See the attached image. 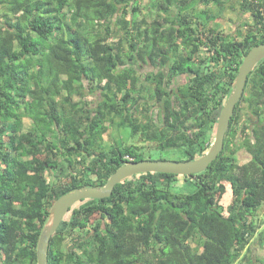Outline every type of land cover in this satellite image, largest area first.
<instances>
[{
	"label": "trees",
	"instance_id": "trees-1",
	"mask_svg": "<svg viewBox=\"0 0 264 264\" xmlns=\"http://www.w3.org/2000/svg\"><path fill=\"white\" fill-rule=\"evenodd\" d=\"M233 1L251 20L232 38L221 22ZM262 43L264 0H0V264H37L55 201L150 160L151 145L177 161L206 154ZM263 212L264 59L204 172L135 175L78 202L46 264H264L249 256Z\"/></svg>",
	"mask_w": 264,
	"mask_h": 264
},
{
	"label": "water",
	"instance_id": "water-1",
	"mask_svg": "<svg viewBox=\"0 0 264 264\" xmlns=\"http://www.w3.org/2000/svg\"><path fill=\"white\" fill-rule=\"evenodd\" d=\"M263 59L264 43L252 47L244 56L238 69L232 92L227 98L219 114L214 139L206 154L191 161H130L118 168L102 187L97 188L84 186L60 196L53 204L49 220L43 227L40 234L36 249L37 264H46L47 247L51 236L58 229L64 216L78 202L88 199L98 200L108 198L117 184L135 175L162 173L179 176H191L204 172L222 151L230 119L234 113L235 105L239 102L243 94L248 75Z\"/></svg>",
	"mask_w": 264,
	"mask_h": 264
},
{
	"label": "rangeland",
	"instance_id": "rangeland-1",
	"mask_svg": "<svg viewBox=\"0 0 264 264\" xmlns=\"http://www.w3.org/2000/svg\"><path fill=\"white\" fill-rule=\"evenodd\" d=\"M226 8H228L226 9L227 10V13L225 15L226 19L225 21L221 22L224 35H227L233 38L234 36H237L238 32H246L248 28H246L245 26H242V22L244 21L246 24H250V20H251L250 15L239 12V6L236 1H233V3H231L230 5H227ZM149 70L151 69L146 66H143L140 69V73L144 74L146 71H149ZM182 82H183V79L179 78L176 84L177 83L182 84ZM28 126H29V121L25 119V127L28 128ZM130 133H131L130 129L126 130L125 132H122L123 135L129 138V142L131 143L133 140V137L130 136ZM145 155L147 159H150L152 161H160V160L177 161L180 159V155L176 151L169 150V151L159 152L155 149L153 145L150 146V149L148 150V152L145 153ZM247 159L248 157L246 155L238 154L239 162L244 163L245 161H247ZM182 185L183 184L181 183L177 186H182ZM231 197H232L231 192L230 191L227 192V194L222 200V203L227 205L228 203L231 202ZM259 219L260 221H262V223L260 224V228H263L261 231H259V234L260 233L264 234V213L261 214ZM80 234L81 236L83 235V233H80ZM258 235L252 240L249 246V256L253 259L258 258L264 261V242H260V240L258 239Z\"/></svg>",
	"mask_w": 264,
	"mask_h": 264
},
{
	"label": "crops",
	"instance_id": "crops-1",
	"mask_svg": "<svg viewBox=\"0 0 264 264\" xmlns=\"http://www.w3.org/2000/svg\"><path fill=\"white\" fill-rule=\"evenodd\" d=\"M264 213V212H263ZM263 228H259V231H261Z\"/></svg>",
	"mask_w": 264,
	"mask_h": 264
}]
</instances>
